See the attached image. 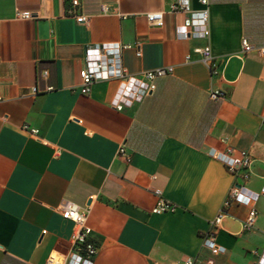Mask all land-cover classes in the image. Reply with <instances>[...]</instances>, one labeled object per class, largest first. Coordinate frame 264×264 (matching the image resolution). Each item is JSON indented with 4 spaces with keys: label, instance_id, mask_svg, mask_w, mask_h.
Returning <instances> with one entry per match:
<instances>
[{
    "label": "crops",
    "instance_id": "0c3cea01",
    "mask_svg": "<svg viewBox=\"0 0 264 264\" xmlns=\"http://www.w3.org/2000/svg\"><path fill=\"white\" fill-rule=\"evenodd\" d=\"M70 1L0 0V264H66L74 227L64 203L89 210L93 264H253L252 251L264 250V197L250 231L249 208L237 204L212 223L234 186L264 184V0H188L206 12L209 35L186 40L174 34L187 18L170 12L175 0H79L85 24ZM24 12L31 18L16 17ZM156 12L160 28L147 22ZM108 43L129 47L128 76L172 74L121 110L110 105L116 81L82 95L84 51ZM212 91L224 97L212 101ZM229 149L248 155L247 179L209 156ZM154 191L177 210L153 215ZM209 234L223 255L202 248Z\"/></svg>",
    "mask_w": 264,
    "mask_h": 264
},
{
    "label": "built area",
    "instance_id": "2783aa9c",
    "mask_svg": "<svg viewBox=\"0 0 264 264\" xmlns=\"http://www.w3.org/2000/svg\"><path fill=\"white\" fill-rule=\"evenodd\" d=\"M201 5H207L206 0H199ZM69 12L77 24H85L88 21V16L80 13L74 14L75 10L80 9L79 0H71ZM182 11L187 14V18L183 24L177 26L174 34L177 39H206L209 35L207 27V14L204 11L193 12L190 10L188 0H175L170 6V12ZM105 8H101V13H106ZM17 18L28 20L31 14L28 12L17 13ZM147 22L151 27L160 28L162 26V14L160 12L151 13L147 16ZM244 52H249L251 47L246 41H242ZM129 48L128 46H121L115 43H108L99 46L86 48L84 51V65L79 72L80 77V93L87 95L90 91L91 85L96 82L116 81L117 88L110 101L112 108L121 110L124 107H130L134 104H141L147 97H149L155 90V81L159 78L172 74V68H159L153 71L146 72L141 78L128 76L122 66L121 51ZM204 61L210 59V52L208 47L203 49ZM139 55V52L137 53ZM264 56V50L260 52ZM46 75V73H45ZM32 93H36V89H32ZM224 94L220 91H212L209 98L212 101H217L223 98ZM27 129V128H25ZM32 135H37V131L30 130ZM231 149L225 152H216L214 150L209 152V156L219 161L224 167L234 176L243 172L242 177L248 178V168L251 164L248 155L245 152L234 156ZM121 157H128L125 154L124 148L118 150ZM158 202L152 210L153 215H163L174 213L177 208L175 205L165 202L159 191H154ZM264 197V184L259 192L251 191L244 186H234L228 193L227 197L222 203L220 213L213 221L212 225L216 226L219 221L226 215V209L231 204L241 205L249 208L246 219L242 225L243 229L250 231L254 226V221L257 212L253 205ZM89 215L88 209H80L78 206L71 203H64L61 208L62 219L73 224L74 233L72 236L73 252L70 255L66 264H93V260L98 252L99 246L91 238V230L87 226V219ZM202 248L206 249L211 256H219L225 253V249L218 246L215 242L213 234L202 237ZM255 256L253 264H264V250L257 252L252 251ZM181 264H211L200 263L192 258L185 259Z\"/></svg>",
    "mask_w": 264,
    "mask_h": 264
}]
</instances>
